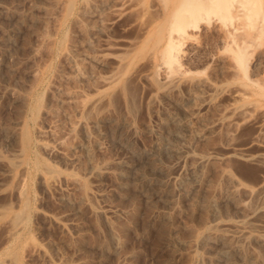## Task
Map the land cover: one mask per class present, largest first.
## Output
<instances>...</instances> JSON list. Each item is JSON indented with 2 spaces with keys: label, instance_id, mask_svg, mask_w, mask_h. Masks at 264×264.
<instances>
[{
  "label": "rangeland",
  "instance_id": "rangeland-1",
  "mask_svg": "<svg viewBox=\"0 0 264 264\" xmlns=\"http://www.w3.org/2000/svg\"><path fill=\"white\" fill-rule=\"evenodd\" d=\"M118 1L116 16L111 0H0V264H227L207 233L264 234V89L246 84L264 77L262 48L233 71L230 21L211 14L180 41L166 97L151 79L179 0ZM189 78L214 89L191 96ZM223 172L256 213L208 205ZM241 247L264 259L252 237Z\"/></svg>",
  "mask_w": 264,
  "mask_h": 264
},
{
  "label": "bare ground",
  "instance_id": "bare-ground-1",
  "mask_svg": "<svg viewBox=\"0 0 264 264\" xmlns=\"http://www.w3.org/2000/svg\"><path fill=\"white\" fill-rule=\"evenodd\" d=\"M107 2L109 0H100ZM113 2L112 10L116 16L119 14V6L123 5L122 1L111 0ZM84 6V12L88 11ZM91 7V5H90ZM95 10V7H92ZM90 11V10H89ZM211 14H218L220 17L229 20L226 26H221V42L225 47H230L232 52L229 55L219 57L220 62L228 59L232 61V70L241 71L245 63L249 62V55L255 54L260 49L264 53V0H179L178 5L172 12V26L164 39V46L161 49V61L158 69L161 70V80L152 77V82L158 83L162 87V94L169 97L177 92L182 81V57L185 51L178 48L180 41L188 37L190 32L197 30L202 20H209ZM255 65V63H254ZM189 95L193 96L195 90L202 92V88L213 90V85L205 78H189L185 80ZM246 84H260L264 89V77L250 78ZM201 96V95H200ZM230 112L237 116L244 114V109L234 106ZM195 118H200L197 114ZM222 125H225L223 135L228 137V129L232 121L227 120L226 116L221 113L216 119ZM189 120L178 122L174 127L169 129L170 134H179L182 129L189 130ZM12 133H16L12 129ZM173 150L176 146L171 147ZM18 153L15 151V155ZM204 160H198L197 164L190 169L194 179H198L199 171ZM225 183L218 190V198L210 197L208 205L213 208L218 202L230 203L236 209L242 210L247 217L257 212L258 207H250L239 197L238 187L233 177L227 172H223ZM6 175H4L5 177ZM2 177V176H1ZM3 177V178H4ZM6 178V177H5ZM232 229L227 232L212 231L207 233L211 238L221 236L224 240V246L221 247V255L227 256V264H235L228 258L230 253H239L242 255L241 261L236 264H264V259L259 257L254 250L249 252L248 256L244 255L241 242L248 240L250 237L258 243L264 245V234H254L251 230L245 231L238 223L230 225Z\"/></svg>",
  "mask_w": 264,
  "mask_h": 264
}]
</instances>
